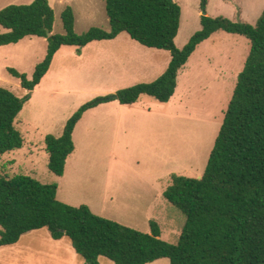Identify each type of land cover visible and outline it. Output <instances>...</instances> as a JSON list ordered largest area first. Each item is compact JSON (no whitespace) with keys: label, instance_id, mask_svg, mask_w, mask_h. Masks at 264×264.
I'll use <instances>...</instances> for the list:
<instances>
[{"label":"rangeland","instance_id":"1","mask_svg":"<svg viewBox=\"0 0 264 264\" xmlns=\"http://www.w3.org/2000/svg\"><path fill=\"white\" fill-rule=\"evenodd\" d=\"M33 1L0 0V10ZM49 1L55 11L53 34L65 32L62 13L68 6L75 12L77 33L92 27L111 29L106 0ZM176 1L182 7L176 44L183 48L202 29L204 12L201 0ZM263 11L264 0H208L207 6L209 16L251 24ZM4 31L0 24V33ZM48 45L45 37L28 36L16 44L0 46V87L19 97L30 94L10 68L33 78ZM250 47L247 37L220 30L198 46L180 71L170 101L142 95L131 105L109 99L88 109L76 127L77 150L69 165V172H81L82 177L65 186L59 200L71 192V201L77 203L71 205H88L98 215L146 233L152 232L151 221L155 220L162 238L178 243L186 216L164 192L174 173L191 177L204 173ZM170 60V51L144 46L128 33L95 41L81 52L77 46H63L16 119L26 144L0 155V175H29L42 183L58 184L59 177L49 168L50 155L42 149L46 148V136H61L69 118L84 104L156 80ZM32 137L41 140L42 146L31 147ZM51 238L47 228L24 235L18 244L1 251L0 264L49 263L47 257L27 251L30 247L49 249ZM99 260L114 264L106 257ZM81 261L85 264L83 258ZM150 264L171 262L162 258Z\"/></svg>","mask_w":264,"mask_h":264},{"label":"trees","instance_id":"2","mask_svg":"<svg viewBox=\"0 0 264 264\" xmlns=\"http://www.w3.org/2000/svg\"><path fill=\"white\" fill-rule=\"evenodd\" d=\"M201 0L202 29L180 48L182 7L176 0H106L111 29L75 30L71 6L62 13L65 32L53 34L55 11L49 0L11 4L0 10V46L28 36L49 41L45 59L33 78L10 68L30 94L19 97L0 87V155L21 149L24 135L16 119L33 91L49 72L55 55L65 45L81 49L94 41L113 40L122 33L144 46L168 50L166 71L152 82L117 91L122 104L136 103L142 95L168 102L175 95L180 71L198 46L220 30L250 40V51L240 72L209 162L200 176L172 174L164 195L186 220L178 243L162 238L152 220L146 233L96 214L85 204L75 206L58 198V184H46L29 175H0V248L17 244L23 235L47 228L55 240L67 238L85 264H150L168 258L171 264H264V11L255 24L207 14ZM99 97L81 106L67 121L63 134L46 136L49 168L62 176L75 151L74 132L84 113L113 97Z\"/></svg>","mask_w":264,"mask_h":264},{"label":"crops","instance_id":"3","mask_svg":"<svg viewBox=\"0 0 264 264\" xmlns=\"http://www.w3.org/2000/svg\"><path fill=\"white\" fill-rule=\"evenodd\" d=\"M30 142H31V145L32 146L30 145V143H29V145L31 147H36L38 149L39 146H42V144H41L42 141L41 140H40V142H39V140L36 141L35 139H33V137H32V139H31ZM36 142H38L39 145L38 144L36 145ZM24 144H26V142H24ZM42 149L45 150V151L47 150L46 148H42ZM76 150H77V148L75 147V151L68 157L67 163H66V169H65L64 174L62 176H58L59 177L58 195L60 194V192H61V190L63 188L65 190V186L66 187L69 186L77 178H81L82 177V173L81 172H79V173L69 172V170H70V166H69L70 165V160L75 155ZM32 153H34V151H32ZM66 194H65L64 199H62V201L66 202V203H69V204L70 203L71 204H77V203H74L73 201H71L73 199V197H70V196H72V193L71 192H68ZM150 207H151V204H150ZM29 233L30 232L26 233L25 235H28ZM47 242L49 243V249H44L43 248L47 252L42 251L41 250L42 249L41 247H30V250L27 251L28 254L32 253V254L37 255V256H41V257H44L45 256V257H47L48 259H50L49 263H47V264H84L81 261L82 258L78 255V253L76 252V250L72 246L71 242L67 238H64V239H61V240H55V239L51 238V239H48ZM12 246H14V245H12ZM6 247H10V246H6ZM6 247L0 248V253H2L1 251H3V249L6 248ZM18 250L21 251V249H18ZM22 251H24V250H22ZM26 262L27 261H25V263ZM100 264H101V262H100Z\"/></svg>","mask_w":264,"mask_h":264},{"label":"water","instance_id":"4","mask_svg":"<svg viewBox=\"0 0 264 264\" xmlns=\"http://www.w3.org/2000/svg\"><path fill=\"white\" fill-rule=\"evenodd\" d=\"M112 99H116V96H113ZM201 177V176H200Z\"/></svg>","mask_w":264,"mask_h":264}]
</instances>
